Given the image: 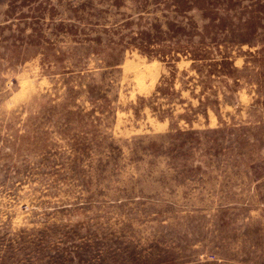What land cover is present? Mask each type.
Listing matches in <instances>:
<instances>
[{"label":"rangeland","instance_id":"374dc122","mask_svg":"<svg viewBox=\"0 0 264 264\" xmlns=\"http://www.w3.org/2000/svg\"><path fill=\"white\" fill-rule=\"evenodd\" d=\"M0 264H264V0H0Z\"/></svg>","mask_w":264,"mask_h":264}]
</instances>
